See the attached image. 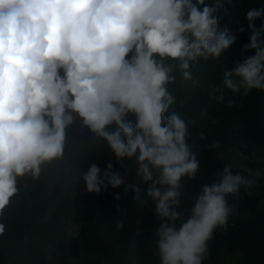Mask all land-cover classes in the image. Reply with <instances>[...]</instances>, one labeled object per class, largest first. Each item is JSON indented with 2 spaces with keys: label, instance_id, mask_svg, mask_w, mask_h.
I'll use <instances>...</instances> for the list:
<instances>
[{
  "label": "clouds",
  "instance_id": "9594fccd",
  "mask_svg": "<svg viewBox=\"0 0 264 264\" xmlns=\"http://www.w3.org/2000/svg\"><path fill=\"white\" fill-rule=\"evenodd\" d=\"M220 7L218 0H0V213L18 178L38 177L63 156L67 130L80 120L118 160L135 159L149 186L128 188L141 205L144 195L155 204L160 264H203L214 232L227 227V198L253 181L226 167L182 219V182L196 178L199 161L184 120L168 114L175 77L165 61L178 62L189 80L193 62L231 49L236 36L220 27ZM246 19L251 35L241 54L254 55L226 72L224 85L264 91V7ZM83 181L95 194L124 185L111 163L103 170L91 163Z\"/></svg>",
  "mask_w": 264,
  "mask_h": 264
},
{
  "label": "trees",
  "instance_id": "16d2710c",
  "mask_svg": "<svg viewBox=\"0 0 264 264\" xmlns=\"http://www.w3.org/2000/svg\"><path fill=\"white\" fill-rule=\"evenodd\" d=\"M218 2L220 27L235 34L236 44L219 58L193 62L189 80L178 62L165 61L175 77L167 85L174 99L168 114L184 120L186 142L199 161L196 178L182 182L178 211L186 220L202 187L217 182L226 167L252 180L227 198V227L214 232L203 264H264V91L233 92L224 85L225 73L254 55L241 54L251 35L246 12L264 7V0ZM205 3L215 6L217 0ZM261 23L256 21L257 29ZM93 162L102 170L111 163L124 185L89 193L83 175ZM136 172L135 159L118 160L77 120L67 130L61 158L44 163L38 177L18 178L17 194L0 213V264H160L161 220L146 195L141 205L128 188L137 185L146 192L149 185Z\"/></svg>",
  "mask_w": 264,
  "mask_h": 264
}]
</instances>
